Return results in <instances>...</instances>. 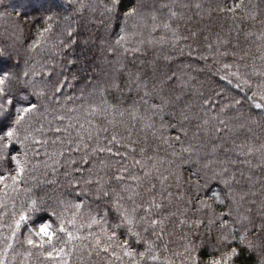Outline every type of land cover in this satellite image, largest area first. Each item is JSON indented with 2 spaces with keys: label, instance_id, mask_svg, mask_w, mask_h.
Returning <instances> with one entry per match:
<instances>
[{
  "label": "trees",
  "instance_id": "obj_1",
  "mask_svg": "<svg viewBox=\"0 0 264 264\" xmlns=\"http://www.w3.org/2000/svg\"><path fill=\"white\" fill-rule=\"evenodd\" d=\"M56 3L60 10L49 0H0V68L27 71L43 92L20 126L23 177L15 190L0 183V264H53L27 239L42 220L56 228L74 214L69 227L81 239L67 245L66 264H188L190 246L206 262L221 234L219 220L208 224L213 214L231 212L230 227L264 239V117L254 106L264 103V0H123L118 17L106 11L110 0ZM133 5L140 14L125 18ZM57 80L67 83L54 93ZM165 100L161 113L154 105ZM33 200L44 212L29 210ZM117 200L139 237L116 227ZM153 203L162 207L146 212ZM153 218L163 223L153 228ZM259 259L245 248L236 264Z\"/></svg>",
  "mask_w": 264,
  "mask_h": 264
},
{
  "label": "snow or ice",
  "instance_id": "obj_2",
  "mask_svg": "<svg viewBox=\"0 0 264 264\" xmlns=\"http://www.w3.org/2000/svg\"><path fill=\"white\" fill-rule=\"evenodd\" d=\"M49 2L57 9L60 10L62 5L56 3V0H49ZM71 6V5H69ZM83 7V6H82ZM236 7H240V5H236ZM124 8L123 0H110V3L106 5V11L110 14V16H119L121 14V10ZM231 11V9H229ZM140 14L139 5H133L127 7L123 11V15L125 18L137 16ZM52 20V16L46 17L47 27H44L41 30V36L44 33H47L51 30V24L48 23ZM68 39L71 40L73 33L69 31L67 33ZM124 40V37L121 36L117 40V44H120L121 41ZM64 46L67 44L64 41H61ZM36 45L33 44L32 47ZM29 74L27 71L23 72V74L13 73L10 70H5L0 68V183H4L5 187H9L7 181H11V187L13 190L16 189V186L20 183L23 174L25 172L26 162L21 158V150H23L24 142L20 140V126L23 124L27 115L37 111L39 109V103L34 102L32 97L35 96L38 101L39 98L43 95L42 91H38L36 89L35 84L29 80ZM49 81L52 80L51 75L48 77ZM128 79L131 83H136L137 87H139L140 77L137 74L135 76V80H133V73L129 72ZM67 83L60 82L59 80L53 82L51 87L54 90V93H59L63 91L64 84ZM229 83L231 81L229 80ZM245 83H248L245 81ZM113 87L119 88V83L113 82ZM146 87V85H145ZM236 87H240V84H237ZM260 87V86H258ZM31 88V91H29ZM147 95V93H145ZM255 96V93L253 94ZM261 99L264 100V88H261ZM249 99H253V97H249ZM169 103L168 101H162L160 105H154L158 107L160 112L163 113L164 107ZM207 103V101H206ZM237 104L239 101L236 102ZM256 109H261L260 115L264 117V103H255ZM186 118V117H185ZM9 121L7 124L4 121ZM150 126V125H149ZM60 131V129H57ZM107 131V129H105ZM27 139V137H25ZM179 139V137H177ZM113 141H116V136L112 137ZM20 145V150H17L16 145ZM105 149L101 148L100 151H104ZM111 152V148L107 149ZM185 151H192L191 147L184 149ZM139 163V161H137ZM14 165V168L12 167ZM207 167V166H206ZM14 173V174H13ZM214 178V177H213ZM118 180L123 179L122 176H117ZM91 183V181H87ZM225 184H228L227 180H224ZM104 196H108L109 193L107 191L103 192ZM213 197L217 203L223 204L224 200L220 198L219 194L213 193ZM201 208H211V204L207 201H200ZM116 209L119 215L120 223L116 225V227H120V224H127L129 226L128 231L129 234H134L139 237L138 232H133V228L136 226L135 217L130 216L126 209L122 208L120 201L117 200L115 202ZM76 209L79 210L82 205L76 204ZM152 207L161 208L160 204H149L148 208L145 209L146 212H149ZM29 210L33 213H42L44 212V208L41 206L40 202L37 200H33L29 205ZM135 212V209H133ZM55 215V213H53ZM214 219H209V226L215 224L216 220L220 221L219 230L220 236L217 242V245L214 247L209 259L205 262L201 260L200 255L197 254L196 246H190L185 248V253L188 259V264H236L239 256L242 251L246 248L250 253L256 252L259 250L260 259L258 264H264V239H260L259 241L250 239L251 230L247 227H243L242 231H238L235 227H230L228 223L227 216L231 215V212L228 214L221 213L219 216H215ZM27 217L25 215L20 216V220L17 221V226H19L20 221L25 220ZM143 219V218H141ZM248 219L247 217H243L241 220H234L233 224L239 223L243 225V221ZM59 224L56 228L53 227V224L49 221L42 220L39 224L38 231L32 233L27 239V244L33 247H38L41 249V254L44 255L49 260L53 261V264H66L63 261V257L67 255V245L75 240L81 239V237L74 235L73 230L76 228V216L73 215L72 219H63L58 217ZM99 223L95 217L92 218V223L88 224L87 227L89 229L92 228L93 224ZM151 226L155 228L157 224H162L163 222L159 219L153 218L150 221ZM198 225L201 223L200 221L196 222ZM83 227V225H81ZM261 232H264V224L260 226ZM107 232V229H105ZM63 235L67 236V239H63ZM92 235V233H89ZM35 236L38 238L37 240L32 237ZM116 236V232L113 231L110 236H108V240H112ZM239 239V245L233 246L235 241ZM97 245H99L100 241L97 239ZM63 245L58 247L57 245ZM127 244V241H125ZM50 249V250H48ZM104 251H108V248H105ZM146 252H150L151 248L145 250ZM115 255V253H113ZM125 256L133 257L136 255L131 250L125 249ZM141 257L145 256V252L139 253ZM59 258V259H57ZM119 258V257H118ZM152 259H156V257H152Z\"/></svg>",
  "mask_w": 264,
  "mask_h": 264
},
{
  "label": "rangeland",
  "instance_id": "obj_3",
  "mask_svg": "<svg viewBox=\"0 0 264 264\" xmlns=\"http://www.w3.org/2000/svg\"><path fill=\"white\" fill-rule=\"evenodd\" d=\"M24 6H25V5H24ZM24 6H18V7H20L21 9H24V8H25ZM42 10H43L42 7H41V6H38V8L32 10V12H30V14L34 15V14H36V13H39V12L42 11ZM81 55H82V60H83V61H86V60L89 59V55H88V54H86V53H85V54L82 53ZM13 73H14V72H13ZM165 109H166V107H165Z\"/></svg>",
  "mask_w": 264,
  "mask_h": 264
}]
</instances>
